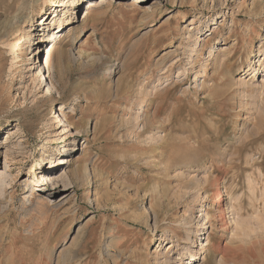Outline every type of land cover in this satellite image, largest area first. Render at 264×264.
I'll return each mask as SVG.
<instances>
[{
	"label": "rangeland",
	"instance_id": "obj_1",
	"mask_svg": "<svg viewBox=\"0 0 264 264\" xmlns=\"http://www.w3.org/2000/svg\"><path fill=\"white\" fill-rule=\"evenodd\" d=\"M54 1L11 67L0 0V264H264V0Z\"/></svg>",
	"mask_w": 264,
	"mask_h": 264
},
{
	"label": "bare ground",
	"instance_id": "obj_2",
	"mask_svg": "<svg viewBox=\"0 0 264 264\" xmlns=\"http://www.w3.org/2000/svg\"><path fill=\"white\" fill-rule=\"evenodd\" d=\"M107 1L108 0H101L102 3L107 2ZM136 1H140V0H136ZM10 2H11V5H8L7 10H6L7 18L5 19L6 22H5V26L3 27V30H2V36H3V38L7 39L5 45L9 49V52L12 54L11 67H14L15 66V60L18 59L17 55H15L16 49L19 46L18 45V40H19L18 37L22 33V31L25 30L23 28L28 26L29 30H31L30 29V28H32L31 22L34 20V17L37 15L40 16L41 20L46 22L48 19L47 13L50 10H53L52 11L53 14L56 13V11H55L56 9L54 7L56 5V1H54V0H40L38 2V4H40L39 5L40 6L39 11L37 10V6L33 5V3H34L33 0H10ZM10 2H9V4H10ZM101 2H100V4H97L94 1L89 2L86 6L85 17H87L89 15L90 11L99 8L101 6ZM72 11H74V10H71V8H70V10H66V13H69V12L71 13ZM36 12H37V15H36ZM55 17H57V15ZM53 20H54V18H53ZM21 21H23L24 23L21 24ZM57 21H59V19ZM69 21H71V19ZM72 24L73 23H71V22L68 23V25H72ZM56 25H57V23H56ZM62 25H63L62 23L58 24L56 26L57 30H59ZM53 30L54 29H52V30L43 29L42 31H40L41 34H39V35H35V32H32V31H28V30L25 31L26 32V40H27V43L29 45L33 44L32 43L33 38H35L36 36H37L36 39H38V43H35V45L39 44L40 42H43V40L46 42L49 41V43L51 42L49 45L46 46L47 51H46V58L44 60L43 67L38 66V64H40L41 61L38 62V58H35L34 64L37 63L35 65L36 67L33 66L28 70V72L32 73V75H31L32 77H33V71L39 70L37 73V76H35V77L39 78L40 79L39 81L47 82L49 93L53 90H57V87H56L55 82L52 78L51 71L49 68L50 62L52 60L53 50L55 48H57L58 42L67 38V36L69 35V33H68L67 35H63V36L60 35L59 37H57L56 34L60 33L61 31H57V33L54 35V33H52ZM72 30H73V28H71V26H70L69 32H71ZM38 50L39 49H36V53ZM56 53H57L58 63L61 65L64 53L60 50H57ZM36 78H34L33 83H35V81H37ZM59 111H61V108H59ZM61 122H63L62 126L66 125V127H70L66 117H61ZM65 164H69V161L67 160V158L59 159L58 166H62ZM61 180H62V175H58L57 173H52V175L42 177L41 181L46 182V183L48 181V182H50L51 186H57L61 182ZM213 184L215 186V185H217V182L214 181ZM212 196L215 198L216 202L219 203V205L222 203V196L223 195L221 194V191L219 188L214 187ZM223 207H222V210H223Z\"/></svg>",
	"mask_w": 264,
	"mask_h": 264
}]
</instances>
